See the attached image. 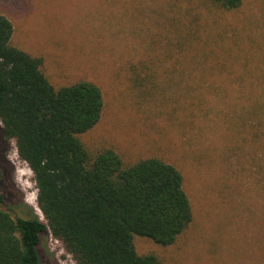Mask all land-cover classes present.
Masks as SVG:
<instances>
[{
	"label": "rangeland",
	"instance_id": "rangeland-1",
	"mask_svg": "<svg viewBox=\"0 0 264 264\" xmlns=\"http://www.w3.org/2000/svg\"><path fill=\"white\" fill-rule=\"evenodd\" d=\"M0 14L12 45L42 58L54 86L101 89V120L81 137L89 150L181 172L193 220L170 246L135 237L140 255L264 264V0L233 10L210 0H0ZM1 158L14 200L44 221L13 142ZM41 251L44 264H74L49 231Z\"/></svg>",
	"mask_w": 264,
	"mask_h": 264
},
{
	"label": "trees",
	"instance_id": "trees-1",
	"mask_svg": "<svg viewBox=\"0 0 264 264\" xmlns=\"http://www.w3.org/2000/svg\"><path fill=\"white\" fill-rule=\"evenodd\" d=\"M210 1L233 10L245 0ZM13 34L0 14V264H44L47 231L74 264H163L140 255L134 239L170 246L188 228L181 172L156 157L127 163L112 148L89 150L81 137L101 120V89L87 80L54 86L43 59L13 46ZM10 142L33 173L44 221L13 198L1 158Z\"/></svg>",
	"mask_w": 264,
	"mask_h": 264
},
{
	"label": "bare ground",
	"instance_id": "bare-ground-1",
	"mask_svg": "<svg viewBox=\"0 0 264 264\" xmlns=\"http://www.w3.org/2000/svg\"><path fill=\"white\" fill-rule=\"evenodd\" d=\"M36 207V206H35Z\"/></svg>",
	"mask_w": 264,
	"mask_h": 264
}]
</instances>
